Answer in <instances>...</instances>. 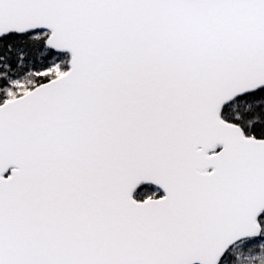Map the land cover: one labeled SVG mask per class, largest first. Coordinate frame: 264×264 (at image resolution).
Masks as SVG:
<instances>
[{"label":"snow or ice","instance_id":"snow-or-ice-1","mask_svg":"<svg viewBox=\"0 0 264 264\" xmlns=\"http://www.w3.org/2000/svg\"><path fill=\"white\" fill-rule=\"evenodd\" d=\"M0 264H264V0H0Z\"/></svg>","mask_w":264,"mask_h":264}]
</instances>
